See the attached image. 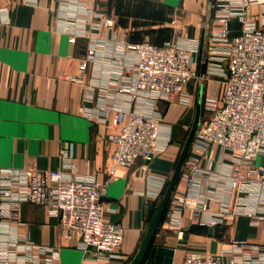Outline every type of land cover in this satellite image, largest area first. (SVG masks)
<instances>
[{"label":"crops","instance_id":"crops-1","mask_svg":"<svg viewBox=\"0 0 264 264\" xmlns=\"http://www.w3.org/2000/svg\"><path fill=\"white\" fill-rule=\"evenodd\" d=\"M241 1L0 0V166L52 171L65 163L63 153L67 152L77 177L94 179L104 188V220L122 225L124 240L116 255L103 259L94 248L82 249L79 237L67 240L59 219L45 207L30 203L20 206L19 220L10 222L9 231L0 223V238L19 245L27 241L57 248L60 256L53 264H132L176 170L193 123V106L225 89V77L216 68L223 66L224 55L215 34L225 29L231 37L241 34L237 16L225 15ZM246 11L255 24L263 25L262 3H250ZM96 14L113 18L117 26L105 28ZM97 24L101 28L95 29ZM115 31L117 39L126 36L132 43L200 42L194 69L201 77L186 87L191 104L176 95L154 106L161 121L163 149L155 160L139 159L130 167L116 166L113 160L115 144L109 139L117 132L111 122L113 114L107 122L88 115H98V94L91 92L90 99L86 88L93 80L105 83L100 74L106 76L107 68L101 62L91 64L84 83L72 81L81 75V60L93 38L107 39V45L114 47ZM73 37L75 43L70 41ZM209 71L213 72L207 79ZM202 147L193 141L154 238L153 246L174 251L172 264H185L192 253L218 256L238 244L246 251L254 245L264 246V215L234 212L218 225L201 224L221 212L219 195H229L233 204L242 195L231 186L230 177H219L231 168L222 149L205 151ZM258 163L264 165V157ZM188 174L190 182L185 177ZM174 196L191 201L182 210L178 225L172 221ZM260 206L264 209V198Z\"/></svg>","mask_w":264,"mask_h":264},{"label":"built area","instance_id":"built-area-1","mask_svg":"<svg viewBox=\"0 0 264 264\" xmlns=\"http://www.w3.org/2000/svg\"><path fill=\"white\" fill-rule=\"evenodd\" d=\"M243 1L231 5L225 14L227 18L237 16L242 24L241 34L231 37L227 29L215 34L224 55L223 66L216 68L225 77V89L205 99L211 116L200 123L195 136L196 143L203 145L205 151L222 149L231 168L227 175L221 173L219 177H230L231 186L242 195L234 204L228 201L229 195H219L223 199L221 212L205 218L202 225H218L234 212L250 217L264 215L260 206L264 198V165L258 163L264 157V22L258 26L246 11L250 3L264 5V0ZM92 15V11L88 13L89 18ZM96 17L107 29L117 26L113 18L99 14ZM101 26L97 24L95 29ZM114 33V47L107 45V39L93 38L81 60V75L72 81L84 83L91 64L101 62L107 68L106 76L100 74L105 83L93 80L86 88L90 99L91 92L96 90L98 94V115H88L107 122L113 114L111 122L117 129L109 136L115 144L113 160L116 166L130 167L139 159L147 163L155 160L163 149L161 121L154 106L176 95L184 104H191L186 87L191 80L201 77L194 69L200 42L189 39L185 45L176 40L163 44L132 43L126 36L117 39L118 34ZM70 41L75 43L76 38ZM212 72H207L205 78H210ZM63 160L65 163L59 169L47 172L0 166L1 225L6 226L5 232L9 231L10 222L19 220L20 206L34 204L45 207L49 215L59 219L67 240L79 237L82 249L94 248L103 259L116 255L123 244L124 228L104 220V188L94 179L77 177L67 152L63 153ZM194 170L201 172L197 166ZM185 177L192 181L191 175ZM173 202L176 212L172 221L178 225L182 210L191 201L186 196H174ZM203 209L207 210L205 206ZM243 246L238 244L218 256L192 253L185 264H264V246L254 245L249 251ZM59 256L57 248L27 241L19 245L0 238V264H53Z\"/></svg>","mask_w":264,"mask_h":264},{"label":"water","instance_id":"water-1","mask_svg":"<svg viewBox=\"0 0 264 264\" xmlns=\"http://www.w3.org/2000/svg\"><path fill=\"white\" fill-rule=\"evenodd\" d=\"M201 108H202L201 104H199L197 107V114H196V120H195L194 127L189 134L187 142L184 146V149L178 161L174 175L168 185V188L160 203L157 213L155 214L149 226L147 235L143 241L140 251L138 255L136 256L135 260L132 262V264H172L174 251L171 249H167V248H159V247L153 246V242H154V238L156 236L158 227L167 210V206L170 202V199L172 198V195L176 189V185L181 176L183 166L185 164L190 148L195 139L196 132L200 125V120H201V113H202Z\"/></svg>","mask_w":264,"mask_h":264},{"label":"rangeland","instance_id":"rangeland-1","mask_svg":"<svg viewBox=\"0 0 264 264\" xmlns=\"http://www.w3.org/2000/svg\"><path fill=\"white\" fill-rule=\"evenodd\" d=\"M153 44H155V43H153ZM201 106H202V113H201V120H200V123H202V122H204V121H206L207 119H208V117H210L211 116V112H210V110H208L207 108H206V102L203 100V101H201ZM196 111H197V104H195L194 106H193V123H192V125L190 126V128H189V130H188V132H187V136L185 137V144H186V142H187V139H188V137H189V134H190V132H191V130L193 129V127H194V124H195V120H196ZM195 140V139H194ZM185 146V145H184ZM183 149H184V147H183ZM187 160V159H186ZM186 162V161H185ZM168 188V187H167ZM167 190V189H166Z\"/></svg>","mask_w":264,"mask_h":264}]
</instances>
